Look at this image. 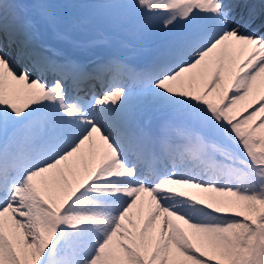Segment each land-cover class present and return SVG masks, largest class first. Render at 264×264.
Masks as SVG:
<instances>
[{
    "label": "snow or ice",
    "instance_id": "6c2138e0",
    "mask_svg": "<svg viewBox=\"0 0 264 264\" xmlns=\"http://www.w3.org/2000/svg\"><path fill=\"white\" fill-rule=\"evenodd\" d=\"M0 264H264V0H0Z\"/></svg>",
    "mask_w": 264,
    "mask_h": 264
}]
</instances>
